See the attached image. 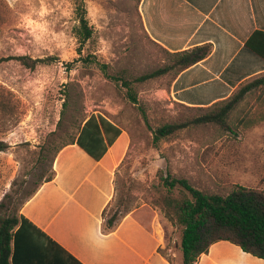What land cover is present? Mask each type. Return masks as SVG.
Listing matches in <instances>:
<instances>
[{
    "label": "rangeland",
    "instance_id": "obj_1",
    "mask_svg": "<svg viewBox=\"0 0 264 264\" xmlns=\"http://www.w3.org/2000/svg\"><path fill=\"white\" fill-rule=\"evenodd\" d=\"M139 2L85 0L94 35L82 44L74 33V0H0V59L52 58L35 68L0 61V140L12 144L0 152V216L20 212L53 171L57 149L77 135L84 118L102 114L122 128L120 144L128 150L108 213L122 217L137 208L147 220L157 216L165 232L160 253L181 264L182 229L166 215L164 199L189 193L169 191L162 178L186 179L208 193L227 194L236 184L264 190V94L247 96L229 128L190 123L156 141L159 126L204 110L164 95L173 74L133 82L136 104L123 81L111 79L132 80L168 62L145 31Z\"/></svg>",
    "mask_w": 264,
    "mask_h": 264
},
{
    "label": "crops",
    "instance_id": "obj_2",
    "mask_svg": "<svg viewBox=\"0 0 264 264\" xmlns=\"http://www.w3.org/2000/svg\"><path fill=\"white\" fill-rule=\"evenodd\" d=\"M139 12L151 41L171 52L212 45L208 57L163 89L175 102L207 107L264 76V60L247 47L256 31H264V0H140ZM123 136L101 160L76 143L57 153L55 177L40 185L20 213L71 257L58 252L60 258L35 264H172L159 252L165 232L157 216L147 220L136 208L115 228L104 229L103 212L114 201L116 173L128 151L120 144ZM19 250L20 259L33 255L25 242ZM196 264H264V258L223 240Z\"/></svg>",
    "mask_w": 264,
    "mask_h": 264
},
{
    "label": "trees",
    "instance_id": "obj_3",
    "mask_svg": "<svg viewBox=\"0 0 264 264\" xmlns=\"http://www.w3.org/2000/svg\"><path fill=\"white\" fill-rule=\"evenodd\" d=\"M74 3L77 20L74 33L82 44H86L93 38L94 29L87 17L85 0H74ZM247 47L264 60V31H256L248 40ZM162 49L168 56V62L164 66L132 78V80H127L124 76H111V79L116 82L123 81V85L128 89L127 96L133 103H138L132 86L133 82H144L168 74L174 75L173 80L183 70L208 57L212 52V45L205 44L179 52H171L163 47ZM8 59H16L27 67L35 68L40 63H48L52 58L33 59L24 55L1 58L0 61ZM102 68L105 69L106 66L102 65ZM259 92H264V76L242 86L225 100L215 102L207 107H198L204 110V113L190 121L159 126L154 132L155 140L160 141L162 138L187 127L190 123L196 125L219 123L223 127L229 128L228 120L240 103L247 96H253ZM122 132V128L106 116L93 113L83 119L77 135L62 144L57 149L56 155L66 145L76 143L93 159L101 160ZM9 147V143L0 140V151H6ZM55 174L53 169L50 176L43 182L52 180ZM162 180L169 191L182 187L189 193L182 197L167 195L164 199L166 215L182 229L181 264H196L198 258L203 253H207L214 243L223 240L240 246L245 252L254 256L264 258L263 189L236 184L227 194L208 193L194 187L186 179H171L170 176H167ZM41 184L28 198L38 190ZM109 209L110 207H107L103 212L104 229L107 231L115 228L122 218L118 217L116 210L113 213L112 209L108 213ZM23 242H25L28 253L33 255H24L23 259H20L19 249ZM58 252L71 257L58 243L20 212H8L5 216H0V264H35L34 259L47 261L60 258ZM159 252H163L162 248H159ZM167 259L171 262L169 257Z\"/></svg>",
    "mask_w": 264,
    "mask_h": 264
}]
</instances>
